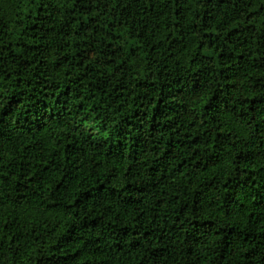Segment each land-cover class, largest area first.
<instances>
[{
    "label": "trees",
    "instance_id": "16d2710c",
    "mask_svg": "<svg viewBox=\"0 0 264 264\" xmlns=\"http://www.w3.org/2000/svg\"><path fill=\"white\" fill-rule=\"evenodd\" d=\"M0 264H264V0H0Z\"/></svg>",
    "mask_w": 264,
    "mask_h": 264
}]
</instances>
